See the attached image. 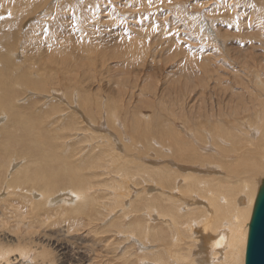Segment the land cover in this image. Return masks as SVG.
<instances>
[{"label": "bare ground", "instance_id": "bare-ground-1", "mask_svg": "<svg viewBox=\"0 0 264 264\" xmlns=\"http://www.w3.org/2000/svg\"><path fill=\"white\" fill-rule=\"evenodd\" d=\"M76 1L81 2V0H73L72 2L76 4ZM90 1L97 3L98 8H96L97 10L93 11L89 17L85 15L84 20L87 22L97 19L100 23H105V30L103 33L109 29L110 21L119 20V13H127L130 15L131 18L129 20L133 21V25L130 28H138L139 30L143 29L145 26L143 20V16L145 15L143 13L144 11L142 12V7L146 6L148 0H126V5L121 3L124 4L125 11L124 9L121 10L123 5L122 7L119 5V0ZM208 1L212 2L211 0ZM197 2L199 1H196V3ZM60 3L61 0H26V3L22 0H0V21H3L0 23V118H5L4 123L0 122V264H73L74 262L77 264H98V261L95 262L97 259L103 260L102 258L95 257V253L92 249L102 247V244H94V242L99 239L96 234L100 233L99 230L101 231L97 222L101 221L102 216L111 215L123 207L124 208L121 210V212H123L122 216L128 219L127 216H129V213L134 211L132 209L134 200H131L133 197L144 202L143 205L140 202L136 203L137 200L134 203L135 206L142 205L136 210V212H141V215L137 221L131 220L128 224H123L118 227L113 237L118 235L121 236L122 241L120 242L121 246L119 248L121 254L119 252L114 253L117 258L112 263H110L107 257L110 264H122L121 260L124 261L123 264H245L249 223L254 202L260 187L258 185L260 183L259 176L264 172V0H246V3H240L239 0H225L219 2V5H221L219 8H225L229 12L227 19L224 21L219 18H213L215 15H213L212 9H219L218 6L217 8H212L211 5H208L207 12L205 11L207 14L206 21L200 23V27L198 23L195 26V28H197L195 31L201 29L198 31L199 38H207L208 42L209 40L217 42L222 54L215 47L212 46L213 48H211L213 56L217 60L216 62H219V64L221 63V67L224 66L223 70L229 71L231 69L230 71L233 72L235 80L238 85L241 86V89L237 91L233 84L225 85L223 82L224 80H221L219 84V86L222 87H220L221 91L230 89L232 94L236 96V99L234 98L235 100H232H238L237 104L234 102L231 107L226 106L229 109L221 107L222 110L219 107L220 104L218 106V112L214 110V112H210L211 114L209 115L207 108L204 110L206 112L203 111L204 113L200 111L203 114L207 113V121H205L208 123L207 126H209V129L203 128V131H201L204 137L201 139L196 138V133L199 132V128H197V131L193 135L186 132L183 128L180 129L181 133L177 134V139L179 140L176 142L177 145L180 142L184 143V137L182 136L184 133L189 139L190 146L187 148H185V146H177V148H175L172 145L165 146L164 144L162 149L166 154H170L172 159H168L169 161L167 160L165 163L168 165L164 164L165 166L163 167H154V165L150 163L149 158H142L143 155L140 153L141 147L140 150H138L139 153L137 149H135L137 153H134L132 152L133 149L126 148L128 142L126 143L124 141L126 147H121L120 141L116 138L117 136H113V139H109V136L113 135L114 132L107 131L106 133L100 132L101 135H92V132L86 131L85 133L80 132L81 134L78 135H67L62 128L67 125L68 121L72 120V122H75L76 118L79 119L78 114L86 117L88 112L85 109L83 112L78 106L76 108V104L79 105L76 99L79 93L76 94V88L73 89V86L77 84L76 76L79 75H76V62L69 58H65L64 60V57H59L60 50L68 52L76 47L71 46L69 49L64 48L66 43L61 41V38H63L62 33L65 32L69 24L76 23L77 21L76 14L71 12L72 9L69 5L66 6L67 12L65 10V12H63V10L61 12L59 11L58 7ZM238 3L247 8L243 13L248 11L246 18H239L241 23L235 21L237 20V16L234 10L238 8ZM250 6L254 7L253 10ZM182 9L184 8L182 7ZM225 14L227 15V13ZM167 16H171L169 12H167ZM164 18L165 17H163V20ZM25 19H28L26 22L31 23V26L32 22L52 25L53 23H59V27H57L59 31H54V33L50 31L52 32L51 34L48 32L49 37H45L43 42H39L38 44L35 43L37 46L32 43L34 36L27 38V36L24 35L26 38H23L21 34V38H10V35L20 34V28L24 26L23 23ZM169 19L168 21H170ZM171 22H174V18ZM177 22L179 21L177 20ZM155 24L157 26H162V23L160 25L158 23ZM155 24L154 21L153 24L149 22V32L152 31L151 28L156 32ZM169 24H167L168 26L165 28L168 29L170 26ZM177 24L178 23H176V25ZM26 25L30 24L26 23ZM172 25H175V22ZM9 26L10 29H8ZM125 26L126 25H124V27ZM159 28L161 29V27ZM176 30L178 32V29ZM11 31H13V33ZM120 32L122 31L118 33ZM103 33H101V35ZM169 33L171 34L172 32ZM169 33L167 32V34ZM173 34L175 35V33ZM177 34L179 35V33ZM181 34L184 35L185 32ZM223 34L225 38H229V36L233 34V38L239 37L241 38V42L238 43V39L234 40V43H229L228 40L220 42L219 37ZM146 36L148 35H145L144 38ZM187 36L189 37L190 34H187ZM119 37L123 38V35L120 34ZM198 37L195 36V38ZM159 38L160 40L163 39L162 35H159ZM184 38H186V36ZM188 40L190 41V39ZM38 41L39 40L35 42ZM103 41L101 43H103ZM173 41L175 42V40ZM171 43L173 45V42ZM74 44L76 45V42H74ZM178 44L180 45V43ZM91 45L100 49L97 44ZM119 45H121V43H119ZM176 46L178 45L176 44ZM191 48L193 47L191 46ZM103 50H105V48ZM171 50H168V53H170ZM228 50L234 51L236 55H231ZM41 51L44 52L43 58H40L39 52ZM74 51H72V56ZM121 51L122 50H120V53ZM191 51L192 50H190V52ZM132 53L134 52L132 51ZM193 53L194 52H192V54ZM125 54L119 57V59H124V57H126L128 61V57H130L129 54H131L130 49L127 55ZM74 55L76 56V54ZM190 55L191 53H189L188 57L192 59ZM222 55L223 60H220L219 58ZM203 56L204 54L202 57ZM194 57L195 56H193V58ZM203 59L204 58H202L201 61L205 63ZM151 60L152 62H150ZM226 60H229L231 63H228ZM236 60L238 61V65H236L238 69H233L235 65L233 63H235ZM209 61L206 62L204 68H202V66L205 64L200 66L202 70L211 69L212 66L209 68V64H211ZM97 62H99V60ZM136 62L145 69L156 64L154 58L149 55V53H146L141 60H136ZM190 62H192V60H189L188 63ZM92 64L94 65L95 63ZM128 64L130 63L128 62ZM121 65L124 66V63ZM178 65L181 66V64ZM103 66L104 61L101 64V67ZM132 66L134 65L132 64ZM189 66L188 64L187 68H189ZM194 66L196 69L197 65L193 64L192 68ZM127 67H125V69ZM213 67H216L214 71H218V75H221L219 74L221 70H217L218 66ZM131 70L129 71L131 72ZM58 71L60 72L57 74ZM137 71L139 72V70ZM211 71L209 72L211 73ZM125 72L127 73V71ZM209 72L204 71L206 76L196 77L194 82H192L194 83L192 86L202 85V87H207L210 79L212 78L211 81L214 79ZM232 72L230 73L231 75ZM148 73L149 71L146 75H148ZM106 74L104 75L105 77H107ZM143 74L145 73H142V75ZM191 75L193 74L191 73ZM103 78L102 80H104ZM180 78L181 77H178L179 80ZM228 78L229 76L223 79ZM83 79L84 78H82V82ZM86 79L92 81V83L93 80L97 82L96 77H89ZM180 81L182 82L183 80L181 79ZM180 81L176 80V82L179 83ZM116 83L118 85L119 82ZM192 83L190 82L189 85ZM61 85L65 86L64 89L66 91L71 90L70 103L63 99V95L59 94ZM104 85L103 82H101L96 86L92 84V87H89L87 84L82 86L85 87L83 90H85L84 92L86 93L94 91L97 93L99 89H103L104 87L108 88ZM50 86L55 87L54 90H50L52 89ZM184 87L182 88L183 90L187 89ZM202 87H198V89H203ZM180 88L181 86L178 87V93H181ZM214 88L215 87L211 89L213 90ZM30 91H34L35 94L30 93ZM121 91L123 92V90ZM209 91L211 92V90ZM204 92H202V95ZM212 92L215 93L216 91L214 90ZM47 93L57 97L60 101H64V105L67 104L69 106V111L67 108H63V110H59L62 111L59 115L50 118V114H52L55 109H48L47 106H44V103H41L40 108L35 109L32 114H29V104L38 100L39 97H42L45 102V99L48 98L45 96ZM178 95L181 96V94H177V100H179L180 97ZM207 95L211 97V94L208 93ZM215 95L217 94L215 93ZM116 96H118V94H116ZM131 96L130 94L129 99ZM149 96H151V94H149ZM188 96L189 95H187V97ZM29 97H33V99ZM96 99L92 100L95 101ZM39 100L37 102H39ZM88 101H90L89 98ZM108 102L99 101L97 104V117L99 119L104 118V121L107 119L106 117L110 116V113L107 111L109 107ZM213 102L212 105H214ZM123 103H126V101H123ZM169 103V107H171V102ZM169 103H165V106L166 104L168 106ZM203 103L201 102V105ZM73 104H75V106ZM91 104L90 108H92ZM21 105L27 106L25 112L19 110L18 107ZM206 105H208V103ZM206 105H204V107H207ZM176 106L178 107V105ZM163 107L161 108L164 113H166L164 110L166 108ZM184 107L186 106H183V108ZM191 107L190 105V108ZM202 107L203 106H201V108ZM213 107L214 106H212L210 110H212ZM59 108L62 109L61 104ZM132 108L133 107H131V109ZM193 108H197V106H193ZM157 110H159L158 106ZM151 111H154V109ZM177 111L178 110L172 111L171 113L169 112L170 116L172 114V116L175 117L178 114ZM183 111L186 112L185 110ZM92 112L94 114L95 110H90V115H92ZM154 112L159 113V111L156 110ZM244 112H247L250 117L246 123H242L241 121H229L227 124V120H236ZM161 113L163 114V112ZM169 113L167 114L169 115ZM167 114L166 116L168 117ZM129 115L128 113V116ZM135 116L136 115H134V117ZM94 117L96 116L94 115ZM117 117L115 115L116 123L118 121ZM182 117L183 116H181V118ZM176 118L178 119V117ZM90 119L94 120L93 115L90 116ZM199 119H201L199 114L188 112L187 123L193 124L194 128ZM32 120L39 124H29ZM139 120L138 122L140 123ZM131 121H134V119ZM147 122L145 124H147ZM49 124H51V129L48 128ZM101 125L100 127H102ZM169 125L171 126V124ZM154 126L155 125H153V127ZM104 127L105 126H103V128ZM99 129L100 128H98L97 131ZM120 130L122 131L121 128ZM145 131L146 130H144L143 133H145ZM44 134H46L45 137H43ZM161 135L163 134L161 133ZM110 137L112 138V136ZM61 140L63 142L60 143ZM95 140L103 144L112 145V152L109 149L107 150L106 147L93 145V141ZM156 140L158 141V139ZM89 142L91 143L89 144ZM160 144L161 143L158 145ZM81 145H83V147ZM77 147H81L80 150L76 149ZM116 149L121 152H116ZM207 152L210 155H206ZM150 155L151 154H149V157ZM168 155H166V158ZM152 157L150 158L152 159ZM18 160L21 165L15 170L13 166ZM147 160L149 162H147ZM182 163L191 166H185ZM3 166H8L6 167L7 170L3 168ZM103 168L105 169L103 170ZM87 171L90 172L87 173ZM8 172L9 175L6 176ZM258 180L259 183L257 182ZM148 184L155 186L149 187L147 186ZM103 186L104 188L102 189ZM142 186L143 188L141 189ZM159 186L163 189H161V187L159 188ZM154 190L157 191L154 192ZM124 191L127 192L124 193ZM151 192H154V194H151ZM131 193H133V197H130ZM142 193L145 195H142ZM145 197L147 198L144 199ZM127 199H129L127 202L128 204H126ZM115 224V221H113L109 226L113 227ZM20 227H23V229L26 227L23 236L20 234L21 230H18ZM12 234L21 237L18 241L15 240L14 242L12 239L10 240ZM106 241L110 242L109 239H106L104 242ZM16 242L18 243L15 244ZM23 244H26L24 249L23 247L25 245L23 246ZM21 250H24L26 253H19ZM32 252H34V254H32ZM97 252L98 251H96V254ZM118 253L120 256L117 255ZM92 254H94V257ZM32 257L33 260L29 262L28 259ZM94 258L97 259L94 260Z\"/></svg>", "mask_w": 264, "mask_h": 264}, {"label": "rangeland", "instance_id": "rangeland-1", "mask_svg": "<svg viewBox=\"0 0 264 264\" xmlns=\"http://www.w3.org/2000/svg\"><path fill=\"white\" fill-rule=\"evenodd\" d=\"M24 3H26V0H22ZM52 1V0H51ZM73 1V0H72ZM71 0H61V3L59 4V11L61 12L62 10H63V12H65L66 11V6L67 5H69L70 7H71V9H72V13L73 14H76V18H77V21H76V23H73V24H69V26H68V28L65 30V32L64 33H62V37L63 38H61V41H63L64 43H66V45H65V47L64 48H70L71 46H76L74 49H72V50H70V51H68V52H65L64 50H60L59 51V57H64V60H65V58H69V59H71V60H74L75 62H76V75H78V76H76V82H77V84H76V86H73V89L74 88H76V94H78L79 93V95H78V98H76L77 99V101H78V103H79V105L78 104H76V108H77V106L79 107V108H81V110L83 111L84 109L85 110H87V112H88V115L86 116V117H83V116H81V115H79L78 114V116H79V119L78 118H76V121L75 122H72V120L71 121H68V123H67V125L66 126H64V127H62L63 129H64V131L67 133V135H71V134H76V135H78V134H81V133H85L86 131H88V132H92L93 134L92 135H101V133H106L107 131H110V132H114L113 133V135H110V136H112V138L109 136V139H113V136H117L116 138H117V140H119L120 141V143H121V147L122 146H125V144L128 142V143H130V144H128L127 143V147L126 148H128V149H133L132 150V152H134V153H137V151L138 150H140V147H141V151H140V153H141V155H143L142 156V158L143 157H146V159L147 158H149V161H150V163H152L153 165H154V167H163V166H165V165H168V164H165L166 163V161L168 160V159H172V156L169 154H166L165 152H164V150L162 149L163 147V145L165 144V146H174L175 148H177V146L178 147H184L185 146V148H187V147H189L190 146V143H189V139L187 138V136L183 133L182 134V136L184 137L183 138V141H184V143H182V142H180L178 145H177V143L176 142H178L179 140L177 139V134L178 133H181V130L180 129H184L186 132H189V133H191L192 135L197 131V128H199V132H197L196 134V138L197 139H201V138H203L204 137V135L203 134H201V131H203V128H206V129H209L208 127L209 126H207V120H206V117H207V113H205V114H203L204 112H206V111H204L206 108H207V112H208V115L209 114H211L210 112H214V110H215V112H218L217 110H219L218 108L220 107H222V108H228V107H231L232 105H233V103L235 102L236 104H237V102H238V100H236V101H233V100H235L236 99V96L235 95H233L232 94V91L230 90V89H222L223 91H221V89H220V87L221 86H219V84H220V81L222 80H224L223 82L225 83V85H229V84H233V86H235L236 87V89H237V91L238 90H240L241 89V86H239L238 85V83H237V81L235 80V76H234V74H233V72L232 71H227V70H223L224 68V66L223 67H221V63L219 64V62H216L217 60L214 58V56H213V53H212V50H211V48H213V47H215L217 50H219L220 51V53L222 54V52H221V50L219 49V46H218V44H217V42H213V41H211V40H209V42L207 41V38H199L198 37V31H200V30H196L195 31V29H197V28H195V26L197 25V23L199 24V27H200V23H204L205 21H206V18H207V14H206V10L208 9V5H211L212 6V8H217V6H218V8L221 6V5H219V2H222V1H225V0H217V1H215V0H211L212 2H209L208 0L207 1H202V0H195V1H193V0H148L147 1V3H146V6L144 7H142L143 8V10H142V12L144 13V15L146 16H143V20H144V23H145V26L143 27V29H139L138 30V28H136V29H132V28H130L132 25H133V21H132V23H131V21L129 20L131 17H130V15L129 14H127V13H124V14H122V13H119V20L118 21H110L109 23H110V27H109V29L105 32V33H103L104 32V30H105V23H100V21L99 20H92V21H87V22H85V20H84V16L86 15V16H90L91 15V13L93 12V11H95V10H97L96 8H98V5H97V3H95L94 1H90V0H81V2H79V1H76V4H74L73 2H72ZM82 1H84V2H82ZM120 2H119V5L122 7V5H123V7H124V4L126 5V0H119ZM150 1V2H149ZM154 1V2H153ZM179 1V2H178ZM190 1H192V2H190ZM196 1H199V2H197L196 3ZM150 4H149V3ZM156 2V3H155ZM159 2V3H158ZM239 2L240 3H246V0H239ZM80 3V4H79ZM121 3H124V4H121ZM155 3V4H154ZM174 3V4H173ZM194 3H196V4H194ZM210 3H213V4H210ZM217 3V4H216ZM72 4H74V5H72ZM131 4V3H130ZM152 4V5H151ZM80 5V6H79ZM149 5H151V6H149ZM149 6V7H148ZM173 6V7H172ZM3 7V6H2ZM65 7V8H64ZM80 7V8H79ZM121 7H119V8H121ZM122 7V9L121 10H123L124 9V11H125V7L123 8ZM182 7L184 8V9H182ZM251 8H252V10H253V6H250ZM205 10H204V9ZM146 9V10H145ZM209 9H211V8H209ZM224 9V10H223ZM219 8V9H212V13H213V15H215V16H213V18H219V19H221V20H226L227 19V17H228V14H229V12H228V10H226L225 8ZM245 9H247V8H245V7H243V6H241L239 3H238V8H235V10H234V12L236 13V16H237V20H235L236 22H240V19H243V18H246V16H247V14H248V11L246 12V13H243L244 12V10ZM65 10V11H64ZM74 10V11H73ZM80 10V11H79ZM83 10V11H82ZM238 10V11H237ZM150 11V12H149ZM206 11V12H205ZM217 11V12H216ZM60 12H59V14H60ZM67 12V11H66ZM159 12V13H158ZM167 12H169V15H171V16H167ZM191 12V13H190ZM224 12V13H223ZM79 13V14H78ZM88 13H90V14H88ZM158 13V14H157ZM200 13V14H199ZM225 13H227V15L225 14ZM238 13V14H237ZM243 13V14H242ZM58 14V15H59ZM152 14V15H151ZM165 14V15H164ZM174 14V15H173ZM222 14V15H221ZM224 14V15H223ZM246 14V15H245ZM235 15V14H234ZM78 16V17H77ZM153 16V17H152ZM262 16V15H261ZM149 17V18H148ZM159 17H162V18H159ZM163 17H165L164 18V20H163ZM168 17V18H167ZM169 17H170V19H169ZM241 17V18H240ZM263 17V16H262ZM128 18V19H127ZM144 18H146V19H144ZM148 18V19H147ZM167 18V19H166ZM173 18H174V22H175V25H172V24H174V22H171V21H173ZM240 18V19H239ZM120 19H122V20H120ZM159 21H158V20ZM168 19L170 20V21H168ZM125 20V21H124ZM151 20V21H150ZM177 20L179 21V22H177ZM26 21H28V19H25L24 20V23H23V25L24 26H22L21 28H20V34L18 33L17 35L16 34H13L12 36L10 35V38L11 37H13V38H21L22 36H23V38H26V36H27V38L28 37H32V36H34V40H33V44H38L39 42H43V40H45V37L46 38H48L49 37V35H48V32H50V31H52L53 33H54V31H59L58 30V28L57 27H59V23H53V25L52 24H45V23H41L40 24V22H32V26H31V23H29V22H26ZM153 21H154V24L155 23H158L159 25L162 23V26H157L156 24H155V27H156V32H154L153 31V29L151 28V32H153V33H151V32H149L150 31V26L148 25L149 24V22H151V24H153ZM161 21V22H160ZM3 21H0V23H2ZM28 23V24H30V25H26V23ZM58 22V21H57ZM90 22V23H89ZM125 22V23H124ZM160 22V23H159ZM164 22H167V23H164ZM170 24H169V23ZM83 23V24H82ZM147 23V24H146ZM176 23H178L177 25H176ZM241 23V22H240ZM37 24V25H36ZM44 24V25H43ZM55 24V25H54ZM167 24H169L170 26H169V28L167 29V28H165L166 26H168ZM180 24V25H179ZM34 25V26H33ZM124 25H126L125 27H124ZM128 25V26H127ZM130 25V26H129ZM55 26H56V28H55ZM180 26V27H179ZM51 27V28H50ZM89 27V28H88ZM122 27V28H121ZM146 27V28H145ZM159 27H161V29L159 28ZM174 27V28H173ZM180 28V31H179V28ZM35 28V29H34ZM55 28V29H54ZM183 28V29H182ZM232 28V27H231ZM8 29H10V26H9V28ZM31 29V30H30ZM113 29V30H112ZM159 29H160V31H159ZM176 29H178V32H177V30ZM182 29V30H181ZM30 30V31H29ZM44 30V31H43ZM64 30V29H63ZM125 30H126V32H125ZM169 30V31H168ZM184 30V31H183ZM25 31H26V33H25ZM28 31V32H27ZM43 31V32H42ZM67 31V32H66ZM119 31H122V32H120V33H118ZM166 31V32H165ZM195 31V32H194ZM12 33H13V31H11ZM31 32V33H30ZM52 32H50V34L52 33ZM116 32V33H115ZM123 32H125V33H123ZM163 32H164V34H163ZM167 32L169 33V32H172L170 35L169 34H167ZM183 32H185V34L183 35V34H181V33H183ZM42 33V34H41ZM101 33H103L102 35H101ZM144 33V34H143ZM156 33V34H155ZM173 33H175V35L173 34ZM177 33H179V35L177 34ZM190 34V38L187 36V34ZM21 34H22V36H21ZM28 34V35H27ZM30 34V35H29ZM90 34H91V36H90ZM117 34V35H116ZM120 34H122L123 35V38H121V37H119V35ZM138 34H139V36H138ZM154 34H155V36H154ZM181 34V35H180ZM24 35H26V36H24ZM89 35V36H88ZM145 35H148V36H146L145 38H144V36ZM159 35L161 36L162 35V37H163V39H161L160 40V38H159ZM178 35V36H177ZM182 35H183V37H182ZM19 36V37H18ZM40 36V37H39ZM43 38H42V37ZM126 36V37H125ZM131 36V37H130ZM150 36V37H149ZM186 36V38H184ZM195 36L196 37H198V38H195ZM81 37H84V38H81ZM103 37V38H102ZM107 37V38H106ZM141 37V38H140ZM153 39H152V38ZM155 37V38H154ZM182 37V38H181ZM191 37H193V38H191ZM38 38V39H37ZM89 38V39H88ZM108 38H110V39H108ZM173 38H175V39H173ZM190 39V41L188 40V39ZM41 39V40H40ZM127 39V40H126ZM142 39V40H141ZM148 39V40H147ZM149 39H150V41H149ZM194 39V40H193ZM204 39V40H203ZM219 39H220V42H224V41H227L228 40V42L229 43H231V42H233L234 40H237L238 39V43L239 42H241V38H233V34H231L230 36H229V38H225V36H224V34L222 35V36H220L219 37ZM37 40H39L38 42H35V41H37ZM79 42H78V41ZM85 40V41H84ZM98 40V41H97ZM104 40V41H103ZM125 40V41H124ZM136 40H137V42H136ZM155 40V41H154ZM173 40H175V42L173 41ZM193 40V41H192ZM69 41V42H68ZM103 41V43H101ZM145 41V42H144ZM153 41H154V43H153ZM176 41H177V43H176ZM198 43H197V42ZM74 42H76V45L74 44ZM91 42V43H90ZM110 42H112V43H110ZM117 44H116V43ZM169 42V43H168ZM171 42H173V45H172V43ZM195 44H194V43ZM206 42V43H205ZM101 43V44H100ZM110 43V44H109ZM119 43H121V45H119ZM123 43V44H122ZM138 43V44H137ZM171 43V44H170ZM178 43H180V45L178 44ZM197 43V44H196ZM234 43V42H233ZM35 44V46H37ZM91 44H97V45H99V47H100V49H98V48H96L95 46H92ZM109 44V45H108ZM129 44V45H128ZM137 44V45H136ZM176 44L178 45V46H176ZM117 45H119V46H117ZM123 45V46H122ZM124 45H125V47H124ZM156 45V46H155ZM173 46V48H172V46ZM181 45H183V46H181ZM198 45V46H197ZM134 46V47H133ZM136 46V47H135ZM176 46V47H175ZM179 46H181V47H179ZM191 46L193 47V48H191ZM213 46V47H212ZM116 47V48H115ZM138 47V48H137ZM177 47H178V49H177ZM190 47V48H189ZM88 48V49H87ZM105 48V50H103ZM111 50H110V49ZM122 48V49H121ZM171 48H172V50H171ZM184 48H186V49H184ZM189 48V49H188ZM200 48V49H199ZM109 49V50H108ZM119 49V50H118ZM130 49V51H131V54H129V56L131 57H128V61H127V59H126V57H124V59H119V57H122V56H124V54L125 55H127V53H128V50ZM136 49V50H135ZM158 49V50H157ZM174 49H176V50H174ZM184 49V50H183ZM199 51H198V50ZM75 50V51H74ZM88 52H87V51ZM91 50V51H90ZM120 50H122L121 51V53H120ZM143 50V51H142ZM154 50V51H153ZM168 50H171L170 51V53H168L169 51ZM183 50V51H182ZM188 52H186V51ZM190 50H192L191 52H190ZM62 51V52H61ZM72 51H74V53H73V56L71 55L72 54ZM98 51V52H97ZM132 51L134 52V53H132ZM137 51V52H136ZM142 51V52H141ZM151 51H153V52H151ZM174 51V52H173ZM177 51V52H176ZM228 51H230V50H228ZM256 51H258V50H256ZM70 52V53H69ZM81 52V53H80ZM97 52V53H96ZM105 52V53H104ZM154 52H156V53H154ZM176 52V53H175ZM182 52H184V53H182ZM192 52H194L193 54H192ZM199 52V53H198ZM202 52V53H201ZM211 52V53H210ZM84 53V54H83ZM89 53H91V54H89ZM146 53H149V55H151L153 58H154V61H155V65L154 66H152V67H147L146 69L145 68H143L142 66H140V64H138L137 62H136V60H141L142 59V57L146 54ZM189 53H191V55L190 56H192V59H190L188 56H189ZM196 53V54H195ZM209 53H210V55H209ZM39 54H40V58H43L44 57V52L43 51H41V52H39ZM74 54H76V56L74 55ZM80 54H82V55H80ZM117 54H119V55H117ZM135 54V55H134ZM178 54H179V56H178ZM200 54V55H199ZM204 54V56L202 57V55ZM208 54V55H207ZM230 54L231 55H236L235 54V52L234 51H230ZM156 55V56H155ZM158 55H159V57H160V55H161V59L158 57ZM182 55H184V56H182ZM78 56H79V58H78ZM90 56V57H89ZM155 56V57H154ZM169 56H170V58H169ZM172 56H173V59H172ZM181 56V57H180ZM185 56H187V57H185ZM193 56H195L194 58H193ZM199 56V57H198ZM201 56V57H200ZM95 59H94V58ZM98 57V58H97ZM210 57V58H209ZM100 58V59H99ZM134 58V59H133ZM202 58H204L203 60L205 61V63L204 62H202L201 60H202ZM212 58V59H211ZM82 59V60H81ZM87 61H86V60ZM97 59V60H96ZM117 59V60H116ZM158 59V60H157ZM183 59H184V61H183ZM185 59H187V60H185ZM196 59V60H195ZM199 59V60H198ZM206 59H209V60H211V61H209V60H206ZM220 60H223V55L222 56H220V58H219ZM218 59V60H219ZM78 60V61H77ZM89 60H91V61H89ZM99 60V62H97ZM102 60V61H101ZM189 60L191 61L192 60V62H190V63H188L189 62ZM198 60V61H197ZM215 60V61H214ZM84 61V62H83ZM101 61V62H100ZM104 61V66L103 67H101V64H102V62ZM147 61H148V59H147ZM186 61H187V63H186ZM207 61H209V63H211V64H209L210 66H209V68L211 67V69L210 70H205V69H203L204 71H206V72H209V71H211L212 70V68H213V70L211 71V73H210V75H211V77H213L214 79L211 81V79H210V81L208 82L209 84L207 85V87L205 88V87H202V85H199V86H192L194 83H192V82H194V79H196V77H199V76H206V74L204 73V71L202 70V68H204V66H206V62ZM214 61V62H213ZM228 63H231L229 60H226ZM117 62V63H116ZM121 62V63H120ZM128 62L130 63V64H128ZM150 62H152V60L150 61ZM180 62V63H179ZM213 62V63H212ZM84 63V64H83ZM92 63H95L94 65L92 64ZM124 63V66H122L121 64H123ZM194 65H197L196 66V69H195V66L192 68V65L193 64ZM132 64L134 65V66H132ZM178 64H181V66H179ZM188 64L190 65L189 66V68H187L188 67ZM198 64H200V65H198ZM203 64H205V65H203ZM233 64H235L234 66H233V69H238V66L236 67V65H238V61L236 60V62L235 63H233ZM77 65H79V66H77ZM93 67H92V66ZM160 65V66H159ZM203 65V66H202ZM220 65V66H219ZM129 68H128V67ZM149 66V65H148ZM178 66H179V68H178ZM200 66H202V68L200 67ZM213 66H218L217 68V70H221V71H223V72H221V71H219V74H221V75H218V71H214V70H216V67H213ZM125 67H127L126 69H125ZM138 67H139V69H138ZM161 67V68H160ZM200 67V68H199ZM99 68H100V70H99ZM107 68V69H106ZM123 68V69H122ZM142 68V69H141ZM79 69H80V71H79ZM87 69V70H86ZM90 69V70H89ZM98 69V70H97ZM110 71H109V70ZM117 69V70H116ZM132 69V70H131ZM141 69V70H140ZM162 69V70H161ZM180 71H179V70ZM186 71H185V70ZM200 69V70H199ZM228 69V68H227ZM86 70V71H85ZM129 70H131V72L129 71ZM137 70H139V72L137 71ZM143 70V71H142ZM146 70V71H145ZM153 70V71H152ZM154 70H156V71H154ZM55 71V70H54ZM100 71V72H99ZM125 71H127V73L125 72ZM135 71V72H134ZM149 71V73H148V75H146V73ZM152 71V72H151ZM194 71V72H193ZM197 71V72H196ZM60 71H58L57 72V74L59 73ZM84 72V73H83ZM90 72V73H89ZM109 72V73H108ZM151 72V73H150ZM190 72V73H189ZM221 72V73H220ZM225 72V73H224ZM228 72V73H227ZM232 72V75L230 74ZM83 74V76H82V74ZM87 73V74H86ZM92 73V74H91ZM107 75V77H105L104 75L105 74ZM142 73H145V74H143L142 75ZM191 73L193 74V75H191ZM212 73H214V74H212ZM223 73V74H222ZM102 74H104V75H102ZM138 74V75H137ZM181 74H184V75H181ZM91 75V76H90ZM94 75H96V76H94ZM139 75H140V77H139ZM224 77H223V76ZM80 76H81V79H80ZM87 76V77H86ZM124 76H125V78H124ZM136 76H137V78H136ZM227 76H229V78L228 79H223V78H227ZM91 78V77H96V81L97 82H94V80H93V83H92V81H90V80H87L86 78ZM104 77V78H103ZM117 77V78H116ZM178 77H181L180 78V80L182 79L183 81L181 82L179 79H178ZM188 77V78H187ZM231 77H232V79H231ZM82 78H84L83 79V82H82ZM102 78L104 79V80H102ZM108 78V79H107ZM137 80H136V79ZM184 78H187V79H184ZM142 79V80H141ZM189 79V80H188ZM120 80V81H119ZM123 80H125V81H123ZM176 80L177 81H180V83L179 82H176ZM234 80V81H233ZM85 81V82H84ZM112 83H111V82ZM115 83H114V82ZM174 81H175V83H174ZM186 83H185V82ZM187 81H189V82H187ZM217 83H216V82ZM87 82V83H86ZM101 82H103V85L104 84H106V85H104V86H107L108 88H103V89H99V90H97V88H96V90H97V93H96V91H94V92H91V93H86V92H84L85 90H83V89H85V87L84 86H82V85H85V84H87L89 87H92L91 85L93 84V86H96L97 84H100ZM109 82V83H108ZM116 82H119L118 83V85H117V83ZM183 82H184V84H183ZM192 83V84H190L189 85V83ZM215 82V83H214ZM219 82V83H218ZM81 84V83H83V84H81V85H79V84ZM110 83H111V85H110ZM125 83H126V85H125ZM168 83V84H167ZM124 84V85H123ZM179 84H180V86H181V88H180V92L181 93H178L179 92V90H178V87H180L179 86ZM184 85L187 89H182L184 86H182V85ZM207 84V83H206ZM211 84V85H210ZM74 85V84H73ZM109 85V86H108ZM119 87H117V86ZM134 85V86H133ZM177 85V86H176ZM238 85V86H237ZM191 87V89H190V87ZM111 87V88H110ZM116 87V88H115ZM122 87V88H121ZM184 87V88H185ZM192 87H194V88H192ZM198 87H202L203 89H198ZM213 87H215L213 90L211 89V88H213ZM50 88H52V89H50V90H54V88L55 87H51L50 86ZM65 86L64 85H61V89H59L60 90V92H59V94H61V95H63L64 97H63V99L65 100V101H67V102H69L70 103V98H71V95H70V92H71V90L69 91H66L65 89ZM170 88V89H169ZM173 88V89H172ZM198 89V91H197V89ZM210 88V89H209ZM222 88V87H221ZM120 89V90H119ZM156 89V90H155ZM205 89V90H204ZM220 89V90H219ZM121 90H123V92L121 91ZM183 90V91H182ZM191 90V91H190ZM208 90V91H207ZM209 90H211V92L209 91ZM216 91L215 93L217 94V95H220V96H217V95H215V93L214 92H212V91ZM219 90V91H218ZM121 91V92H120ZM126 91H127V93H126ZM205 91V92H204ZM227 91V92H226ZM228 91H230V92H228ZM236 91V92H237ZM104 92H105V94H104ZM117 92V93H116ZM128 92H130V93H128ZM152 92V93H151ZM184 92V93H183ZM186 92V93H185ZM188 92V93H187ZM200 92H201V94H200ZM202 92H204L203 93V95H202ZM218 92V93H217ZM224 92V93H223ZM30 93H33V94H35V92L34 91H30ZM63 93V94H62ZM81 93V94H80ZM94 93V94H93ZM125 93V94H124ZM133 93V94H132ZM155 93V94H154ZM181 94V96L180 95H178V96H180L179 97V100H177L178 98H177V94ZM211 94V97H210V95H207V94ZM238 93V92H237ZM57 94V93H56ZM90 94V95H89ZM116 94H118V96H116ZM121 94V95H120ZM130 94L132 95L131 97H130V99H129V96H130ZM135 94V95H134ZM149 94H151V96H149ZM161 94V95H160ZM192 94V95H191ZM230 94H232V95H230ZM88 95V96H87ZM98 95V96H97ZM110 95V96H109ZM124 97H123V96ZM152 95H155V96H152ZM183 95V96H182ZM187 95H189L188 97H187ZM205 95V96H204ZM207 95V96H206ZM46 97H48L47 99H45V102H44V99H42V97H39V102H37L38 100H36L35 102H33V103H30L29 104V107H28V112H29V114H32L34 111H35V109H38V108H40L41 107V103L43 104L44 103V106H47V108L48 109H55V111L52 113V114H50V118H52V117H54V116H56V115H59V113L60 112H62V111H59V110H63V108H67L68 109V111H69V106L67 105V104H65L64 105V101H60V100H58V98L57 97H55V96H53L52 94H50V93H47L46 95H45ZM114 96V97H113ZM128 96V97H127ZM134 96V97H133ZM146 98H145V97ZM147 96H148V98H147ZM191 96V97H190ZM208 96H209V98H208ZM214 96V97H213ZM222 96V97H221ZM77 97V96H76ZM84 97H85V99H84ZM91 97V98H90ZM95 97V98H94ZM96 97H97V99H98V101H97V99H96ZM107 97H110V98H107ZM113 97V98H112ZM153 97V98H152ZM186 97H187V99H186ZM29 98H32L33 99V97H29ZM69 98V99H68ZM88 98H89V100L90 101H88ZM126 98V99H125ZM152 98V99H151ZM157 100V102H156V100ZM223 98V99H222ZM235 98V99H234ZM92 99H96L95 101L94 100H92ZM107 99H109V100H107ZM154 99V100H153ZM159 99V100H158ZM209 101H208V100ZM220 99V100H219ZM233 99V100H232ZM83 100V101H82ZM121 100V101H120ZM145 100V101H144ZM149 100V101H148ZM163 100V101H162ZM166 102H165V101ZM168 100H169V102H171V105L173 106H171V107H169L170 106V103L168 102ZM182 100V101H181ZM190 100V101H189ZM227 100H228V102H227ZM85 101V102H84ZM99 101H105V102H108L109 103V107H108V109H107V111L110 113V116L109 117H106L107 119L104 121V118H98L97 117V113H98V111H97V104L99 103ZM123 101L125 102L126 101V103H123ZM152 101V102H151ZM186 101V102H185ZM189 101V102H188ZM200 101V102H199ZM213 101H215V102H213ZM232 101V102H231ZM81 102V103H80ZM127 102H129V103H127ZM131 102V103H130ZM151 102V103H150ZM162 102H164V103H162ZM185 102V103H184ZM201 102L203 103L202 105H201ZM210 102V103H209ZM212 102H213V104L214 105H212ZM222 102V103H221ZM63 103V104H62ZM86 103V104H85ZM92 103V104H91ZM144 103H145V105H144ZM154 103V104H153ZM156 103H157V105H156ZM165 103H169V105L167 106V104H166V106H165ZM183 103V104H182ZM192 106L191 108H190V105ZM208 103V105H206ZM58 104V105H57ZM60 104H61V108L62 109H60L59 108V106H60ZM87 104H89V105H87ZM90 104H91V106H92V108H90ZM95 104H96V106H95ZM150 104H151V106H152V109H151V106H150ZM153 104V105H152ZM160 104H161V106H160ZM163 104V105H162ZM212 106H214L213 108H212V110H210L211 109V105ZM223 105V106H221V105ZM74 106H75V104H73ZM130 107H128V106ZM134 105H136V106H134ZM176 105H178V107L176 106ZM204 105H206L207 107H204ZM215 105H216V107H215ZM220 105V106H219ZM95 106V107H94ZM117 106V107H116ZM138 106V107H137ZM146 106V107H145ZM157 106H158V109L159 110H157ZM164 106V107H163ZM183 106H186V107H184L183 108ZM193 106H197V108H193ZM201 106H203L202 108H201ZM219 106V107H218ZM225 106V107H224ZM226 106H228V107H226ZM87 107V108H86ZM131 107H133L132 109H131ZM161 107H163V108H166V109H164L165 110V112L166 113H164V111L162 110V108ZM210 107V108H209ZM19 108V110L21 111L22 110V112H25V108H27V106H25V105H21V106H19L18 107ZM128 108V109H127ZM137 108V109H136ZM170 108H171V110H170ZM183 108V109H182ZM222 108H221V110H222ZM74 109V108H73ZM134 109H135V111H134ZM146 109V110H145ZM153 110L154 109V111L156 110V111H159V113L158 112H154V111H151V110ZM168 109V110H167ZM173 109H175V110H178L177 111V115L174 117V116H172V114H171V116H170V113L172 112V111H175V110H173ZM186 109H188V110H186ZM195 109H197V110H195ZM202 109V110H201ZM229 109V108H228ZM92 111V110H95V113L93 114V112H92V115H93V118H94V120H91L90 119V116H92V115H90V113H89V111ZM142 110V111H141ZM161 110V111H160ZM170 110V111H169ZM183 110H185L186 112H184ZM192 110V111H191ZM132 111H134V112H132ZM141 111V112H140ZM183 111V112H182ZM200 111H204L203 113L202 112H200ZM84 112V111H83ZM115 112V113H114ZM140 112V113H139ZM161 112H163V114L161 113ZM170 112V113H169ZM188 112L190 113V112H195V113H197V114H199V116L201 117V119H199L198 121H197V125H195V128H194V126H193V124H191V123H187V115H188ZM63 113H66V112H63ZM128 113L130 114L129 116H128ZM134 113V114H133ZM167 113H169V115L167 114ZM133 114V115H132ZM166 114L168 115V117L166 116ZM182 114V115H181ZM203 114V115H202ZM33 115H35V114H33ZM94 115L96 116V117H94ZM115 115H116V117H117V123H116V120H115ZM132 115V116H131ZM134 115H136L135 117H136V120H135V117H134ZM160 115H162L163 117H164V115H165V117L163 118L162 116H160ZM181 116H183L182 118H181ZM186 116V117H185ZM202 116H203V118H202ZM132 117H133V119H134V121H131V120H133L132 119ZM170 117V118H169ZM176 117H178V119L176 118ZM82 118V119H81ZM84 118H86V119H84ZM109 118V119H108ZM139 118H140V120H139ZM175 118H176V120H175ZM205 118V119H204ZM5 118H0V122H2V123H4L5 122V120H4ZM131 119V120H130ZM181 119V120H180ZM186 119V120H185ZM250 119V117H249V114L247 113V112H244V113H242L236 120H227L228 122H227V124L229 123V121H231V122H238V121H241L242 123H246L248 120ZM84 120V121H83ZM87 120V121H86ZM91 120V121H90ZM109 120V121H108ZM138 120L140 121V123L138 122ZM206 120V121H205ZM120 121V122H119ZM142 121V122H141ZM145 121V122H144ZM148 121V122H147ZM149 121H150V123H149ZM163 121V122H162ZM89 122H91V123H89ZM106 122V123H105ZM119 122V123H118ZM129 122H130V124H129ZM132 122V123H131ZM137 122V123H136ZM147 122V124H145ZM154 122V123H153ZM165 122V123H164ZM200 122V123H199ZM201 122H202V124H201ZM102 123H104V124H102ZM136 123V124H135ZM206 123V124H205ZM29 124H39L38 122H36V121H33L32 120V122H29ZM102 124V125H101ZM155 125L154 127H153V125ZM169 124H171V126L169 125ZM182 124V125H181ZM88 125V126H87ZM91 125V126H90ZM99 125V126H98ZM100 125L102 126V127H100ZM116 125H117V127H116ZM133 125V126H132ZM139 125V126H138ZM202 125H204V126H202ZM55 126H57V125H55ZM103 126H105L104 128H103ZM148 126V127H147ZM167 126H168V128H167ZM187 126V127H186ZM206 126V127H205ZM89 127V128H88ZM100 128L98 131H97V129L98 128ZM115 129H114V128ZM139 127V128H138ZM48 128L49 129H51V124H49L48 125ZM75 128V129H74ZM95 128V129H94ZM120 128L122 129V131L120 130ZM127 128V129H126ZM130 128V129H129ZM139 130H138V129ZM150 128V129H149ZM164 128H165V130H164ZM167 128V129H166ZM176 128H177V130H176ZM193 128V129H192ZM125 131H124V130ZM170 129V130H169ZM201 129V130H200ZM95 130V131H94ZM104 130V131H103ZM114 130V131H113ZM144 130H146L145 131V133H143V131ZM152 130V131H151ZM162 130V131H161ZM176 130V131H175ZM194 130V131H193ZM68 131V132H67ZM140 131V132H139ZM155 131V132H154ZM170 131V132H169ZM180 131V132H179ZM74 132V133H73ZM76 132V133H75ZM81 132V133H80ZM101 132V133H100ZM132 132V133H131ZM151 132V133H150ZM156 135H155V134ZM160 133V134H159ZM161 133L163 134V135H161ZM112 134V133H111ZM115 134H117V135H115ZM152 136H151V135ZM165 134V135H164ZM172 134V135H171ZM127 135V136H126ZM133 137H132V136ZM144 135H145V137H144ZM158 135V136H157ZM202 135V136H201ZM46 136V134H44L43 135V137H45ZM155 136H156V138H155ZM126 137H127V139H126ZM129 137V138H128ZM135 137V138H134ZM186 137V138H185ZM199 137V138H198ZM105 138V137H104ZM144 138V139H143ZM163 138V139H162ZM90 139V138H89ZM106 139H108V138H106ZM141 139V140H140ZM150 139V140H149ZM156 139H158V141H159V143H161L160 145H158L159 143H158V141L156 140ZM162 139V140H161ZM53 140V139H52ZM137 142H135V141ZM142 140H143V142H142ZM126 143H125V142ZM141 143H140V142ZM165 141V142H164ZM61 142H63L62 140L60 141V143ZM145 142V143H144ZM154 142V143H153ZM91 142H89V144H90ZM99 143V144H98ZM132 143V144H131ZM95 144V146H101V147H106L107 148V150L109 149L111 152H112V145H108V144H106V143H100L98 140H95V141H93V145ZM124 144V145H123ZM181 144V145H180ZM143 145V146H142ZM82 147H83V145H81ZM159 146H161V147H159ZM192 146H193V144H192ZM121 147H120V149H121ZM133 147V148H132ZM138 147H139V149H138ZM194 147V146H193ZM80 148L81 147H77L76 149H78V150H80ZM145 150H144V149ZM155 148H156V150H155ZM166 148H169V147H166ZM135 149H137V151L135 152ZM171 149V148H170ZM173 150H175V149H173ZM146 151V152H145ZM149 151V152H148ZM116 152H121L120 150L118 151V149H116ZM150 152H152V153H150ZM138 153H139V151H138ZM151 154L150 155V157H152V159L149 157V154ZM158 153V154H157ZM164 153V154H163ZM108 154H111V153H108ZM105 155V154H104ZM166 155H168V157L166 158ZM206 155H210L208 152H207V154ZM155 156V157H154ZM159 156V157H158ZM213 157H216V156H213ZM165 160V161H164ZM22 161V160H21ZM148 160H147V162H149ZM162 161V162H161ZM169 161V160H168ZM263 161H264V159H263ZM163 164V165H162ZM165 164V165H164ZM178 164H180V163H178ZM183 165H185V166H191V165H188V164H185V163H182ZM181 164V165H182ZM227 164H229V163H227ZM19 165H21L20 164V162H19V160L18 161H16V163L14 164V166L13 167H15V170L19 167ZM6 167H8V166H3V168H6ZM13 167L11 166V168L13 169ZM105 168H103V170H104ZM6 170H7V168H6ZM5 170V171H6ZM10 170V169H9ZM11 171V170H10ZM88 172H90V171H87V173ZM7 175H9V172H8V174L6 173V176ZM259 180H260V183H259ZM259 180L257 181L258 183V185L260 186L261 185V180H264V172H262L261 174H260V176H259ZM131 185L133 186V184L131 183ZM145 185V184H144ZM147 186H149V187H152V186H155V185H150V184H148ZM158 187V186H157ZM161 186H159V188H160ZM104 188V186L102 187V189ZM143 188V186L141 187V189ZM161 189H163L162 187H161ZM140 190V189H139ZM155 191H157V190H154V192ZM127 191H124V193H126ZM148 192V191H147ZM146 192V193H147ZM154 192H151V194L153 193L154 194ZM148 193H150V192H148ZM147 193V194H148ZM1 194V193H0ZM155 194H158V193H155ZM142 195H145V194H143L142 193ZM130 197H133V193H131V195H130ZM144 197V196H143ZM134 198V197H133ZM131 199L132 201L134 200V202H133V206H132V209L134 210V211H131L130 213H129V216H127L128 217V219H126V218H123V216H122V213L123 212H121V210L124 208H121V209H118V211H116L115 213H113V214H111V215H107V216H102L101 217V221H99V222H97V224H98V226H100L99 227V229H101V231H106V232H101L100 230H99V232L100 233H98V234H96V235H98L97 237L100 239H97L95 242H94V244H102V247H97V248H92L93 249V251H94V253H95V257H98V258H102V260L104 261H101V260H98L97 258H94V260L95 259H97L95 262H97L98 264H110V263H112V262H114L115 260H116V258H117V256H115L114 255V253H117V252H119L120 254H121V250L119 249L120 248V246H121V244H120V242L122 241V239H121V236L120 235H118V236H116V237H113L114 236V234H115V232L117 231V229H118V227L120 226V225H123V224H128L131 220H133V221H137L138 219H139V217H140V215H141V212H136V210L138 209V208H140L142 205H143V203L144 202H141V201H139V199H137L136 197L134 198V199ZM147 197H145L144 199H146ZM0 199H1V196H0ZM128 200L129 199H127L126 200V204H128L127 202H128ZM137 200V201H136ZM135 201H136V203L138 202H140V203H142V205L141 206H135ZM110 213V212H109ZM108 213V214H109ZM119 219H121V220H119ZM113 221H115V226H113V227H110L109 225H110V223H112ZM17 229V228H16ZM21 233V236H23L24 235V230H26V227H25V229H23V227H20V229H18ZM22 230H23V232H22ZM14 234H12V238H10V240L12 239V241H14L15 242V240L16 241H18L19 240V238L21 237V236H19V237H17L16 235H14ZM117 238V239H116ZM14 239V240H13ZM106 239H109V241L110 242H104ZM101 240H103V241H101ZM18 242H16L15 244H17ZM25 245V246H24ZM23 249L26 247V244H23ZM118 248V249H117ZM98 251V252H100V253H98L97 252V254H96V251ZM19 253H26L24 250H21ZM19 253H17V254H19ZM117 254V255H119L120 256V254ZM16 254V255H17ZM32 254H34V252H32ZM102 254V255H101ZM94 254H92V256H93ZM33 257H34V255H33ZM33 257L32 258H27L28 259V261L29 262H31L32 260H33ZM94 257V256H93ZM107 257H108V259L110 260V263H109V261L107 260ZM122 261V264L124 263V261L123 260H121ZM107 262V263H106ZM87 263V262H86ZM73 264H77L76 262H74Z\"/></svg>", "mask_w": 264, "mask_h": 264}, {"label": "water", "instance_id": "water-1", "mask_svg": "<svg viewBox=\"0 0 264 264\" xmlns=\"http://www.w3.org/2000/svg\"><path fill=\"white\" fill-rule=\"evenodd\" d=\"M245 264H264V180L258 189L249 223Z\"/></svg>", "mask_w": 264, "mask_h": 264}]
</instances>
